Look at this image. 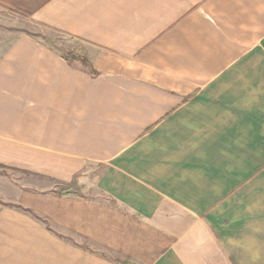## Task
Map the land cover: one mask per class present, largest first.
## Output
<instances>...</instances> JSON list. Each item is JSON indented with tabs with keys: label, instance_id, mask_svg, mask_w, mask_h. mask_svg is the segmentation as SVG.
<instances>
[{
	"label": "crops",
	"instance_id": "0c3cea01",
	"mask_svg": "<svg viewBox=\"0 0 264 264\" xmlns=\"http://www.w3.org/2000/svg\"><path fill=\"white\" fill-rule=\"evenodd\" d=\"M0 8V264H264V0Z\"/></svg>",
	"mask_w": 264,
	"mask_h": 264
},
{
	"label": "rangeland",
	"instance_id": "374dc122",
	"mask_svg": "<svg viewBox=\"0 0 264 264\" xmlns=\"http://www.w3.org/2000/svg\"><path fill=\"white\" fill-rule=\"evenodd\" d=\"M19 31H27L35 36L42 38L45 42L54 46L61 53L72 57L84 51V44L79 40L66 36L55 30L32 23L25 16L11 9L0 8V34L9 36ZM11 32V33H9ZM11 170L0 166V175H7Z\"/></svg>",
	"mask_w": 264,
	"mask_h": 264
}]
</instances>
